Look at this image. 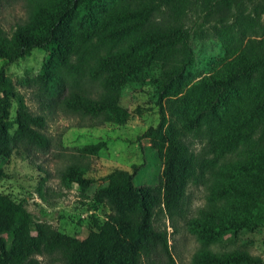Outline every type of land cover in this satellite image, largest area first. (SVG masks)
<instances>
[{"label": "trees", "instance_id": "16d2710c", "mask_svg": "<svg viewBox=\"0 0 264 264\" xmlns=\"http://www.w3.org/2000/svg\"><path fill=\"white\" fill-rule=\"evenodd\" d=\"M255 1L39 0L10 33L0 27V139H9L26 158L29 145H48L42 132L45 116L28 110L7 66L32 49L46 52L37 75L46 86L63 84L64 70L87 66L101 83L99 96L72 91L63 102L72 111L116 124L130 117L119 102L124 84L140 79L153 64L177 66L157 83L159 121L145 132L163 142L158 185L134 183L141 163L132 164L131 172L108 175L99 198L111 211L102 222L93 218L84 238L35 222L23 200L0 191V264H32L34 255L55 252L64 255L65 264H150L159 249L173 260L168 232L154 226V214L162 206L171 216L184 215L187 187L208 167L185 139L190 132L204 131L205 148L215 161L243 145L248 152L219 173L206 204L187 220L202 245L191 264H264V257L245 251L208 248L225 235L235 237L264 225V0ZM197 10L220 23L213 28L227 61L223 70L193 81L188 78L193 62L190 26L182 16ZM105 146L101 140L79 151L96 154ZM61 179L83 187L94 181L77 166L68 167Z\"/></svg>", "mask_w": 264, "mask_h": 264}, {"label": "rangeland", "instance_id": "374dc122", "mask_svg": "<svg viewBox=\"0 0 264 264\" xmlns=\"http://www.w3.org/2000/svg\"><path fill=\"white\" fill-rule=\"evenodd\" d=\"M38 1L0 0V27L10 33L15 25L28 18ZM255 3L259 4V1ZM260 14L263 20L264 13ZM232 20L229 17L226 21L230 23ZM182 21L190 26L193 51L188 78L195 81L223 70L227 61L226 51L213 28L220 23L211 17L204 18L200 10L182 16ZM116 48L111 47L112 50ZM45 57L44 50L34 48L26 57L7 66V74L28 110L45 116L42 132L48 139V145L45 148L29 145V158H26L13 149L9 139H0L3 158L0 159V191L14 200H23L35 222H46L60 232L84 238L93 227V218L102 222L111 211L108 203L99 198V189L107 183L108 175L118 171L131 172L132 164L141 163L143 165L134 177V183L158 185L163 167V142L157 134L145 132L159 121L157 83L177 66L153 64L140 79L124 84L119 102L129 109L130 117L126 123L116 124L72 111L64 104V97L72 91L92 98L99 96L101 83L90 76L87 66L64 70L63 84L59 86L40 84L37 75ZM2 63L0 58V67ZM15 110L14 103L12 117ZM206 138L204 131L198 134L190 132L185 139L193 155L197 158L203 156L208 167L203 177L189 183L184 215L171 216L162 206H158L154 214V226L168 232L173 260L159 249L150 264H191L194 253L202 245L189 229L187 220L197 216L198 208L206 204L211 189L218 185L219 173L248 152V145H243L215 161L205 148ZM101 140L106 142V146L98 153L83 154L79 151L80 147ZM70 166L79 167L85 177L94 181L83 187L62 180V172ZM208 248L217 253L245 251L252 256L264 257V225L242 230L235 237L225 235ZM32 264H65V258L61 252L44 253L34 255Z\"/></svg>", "mask_w": 264, "mask_h": 264}]
</instances>
